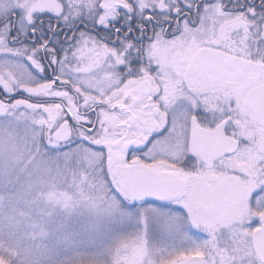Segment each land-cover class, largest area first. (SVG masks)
<instances>
[{
	"label": "snow or ice",
	"instance_id": "snow-or-ice-1",
	"mask_svg": "<svg viewBox=\"0 0 264 264\" xmlns=\"http://www.w3.org/2000/svg\"><path fill=\"white\" fill-rule=\"evenodd\" d=\"M0 264H264V0H0Z\"/></svg>",
	"mask_w": 264,
	"mask_h": 264
}]
</instances>
